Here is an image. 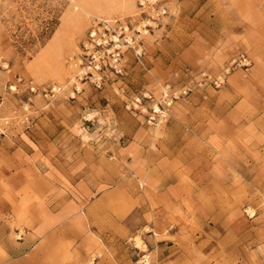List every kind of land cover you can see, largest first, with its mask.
Returning a JSON list of instances; mask_svg holds the SVG:
<instances>
[{"label": "rangeland", "instance_id": "obj_1", "mask_svg": "<svg viewBox=\"0 0 264 264\" xmlns=\"http://www.w3.org/2000/svg\"><path fill=\"white\" fill-rule=\"evenodd\" d=\"M122 1L0 0V244L20 210L43 232L13 263L264 264V0ZM98 21L121 73L84 60ZM167 85L147 125L131 100Z\"/></svg>", "mask_w": 264, "mask_h": 264}, {"label": "built area", "instance_id": "obj_2", "mask_svg": "<svg viewBox=\"0 0 264 264\" xmlns=\"http://www.w3.org/2000/svg\"><path fill=\"white\" fill-rule=\"evenodd\" d=\"M125 28L126 25L116 24L114 26L102 21L96 22L90 28L82 42L84 60L89 69L95 73L103 68L110 69L116 74L121 73L120 52L117 49V43ZM94 77L97 78V76ZM222 83L223 79L219 78L214 82V85L217 87ZM59 91V88L52 87L48 94L54 96ZM175 99L174 92L167 85L162 87L159 98H154L151 93L144 91L134 96L131 104L137 111L144 114L147 125L157 126L167 119ZM143 103H147V105Z\"/></svg>", "mask_w": 264, "mask_h": 264}, {"label": "crops", "instance_id": "obj_3", "mask_svg": "<svg viewBox=\"0 0 264 264\" xmlns=\"http://www.w3.org/2000/svg\"><path fill=\"white\" fill-rule=\"evenodd\" d=\"M157 134V133H156ZM155 134V135H156ZM43 186V185H42ZM96 203H94L89 210H86V216L92 212V210L95 208L94 206ZM94 207V208H93ZM121 213V209H116V211H113V216H119ZM108 216L104 211L101 212V218L111 217ZM30 222L29 219L25 216V212H20V210H16V213H13V219L11 221V228L18 231L19 237L22 236L23 240L17 241L13 239V236L10 235L9 238L12 240H8L10 243L8 245L5 243V245L0 244V264H18L13 263L12 261H29V257L31 256V253L34 252L36 249H30L31 247H34L37 243H39L40 240V232H43L42 225L40 223L37 224L36 227L32 228L31 231L29 230L28 223ZM27 225V226H26ZM12 231V230H11ZM165 229H162L160 231L155 230V235L165 232ZM17 235V234H16ZM157 240V238H155ZM86 241V249L90 252V254L94 253L96 249L100 247V243L98 242V238L90 233L89 235H86L85 238ZM11 246V247H10ZM39 248V247H37ZM166 247H163L161 249H164ZM86 252V251H85ZM100 252V251H99ZM12 255V256H11ZM78 258V257H77ZM76 258V263L79 264H88L86 260H79ZM108 261V260H107ZM105 261L103 259H100L98 261V264H104Z\"/></svg>", "mask_w": 264, "mask_h": 264}, {"label": "bare ground", "instance_id": "obj_4", "mask_svg": "<svg viewBox=\"0 0 264 264\" xmlns=\"http://www.w3.org/2000/svg\"><path fill=\"white\" fill-rule=\"evenodd\" d=\"M125 6L124 2L122 0H103V2L99 5L98 14L96 15L98 18L103 17L104 19L109 18L114 12L119 11L123 9ZM73 10L79 9L83 13H86L88 15L85 8L78 4H74ZM63 87L65 85H62ZM159 128H155V134L158 133Z\"/></svg>", "mask_w": 264, "mask_h": 264}]
</instances>
